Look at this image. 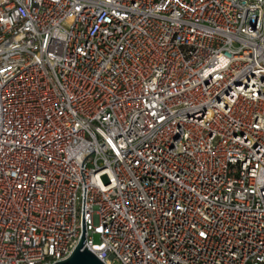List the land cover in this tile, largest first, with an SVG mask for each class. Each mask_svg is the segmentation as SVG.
<instances>
[{
	"label": "built area",
	"instance_id": "1",
	"mask_svg": "<svg viewBox=\"0 0 264 264\" xmlns=\"http://www.w3.org/2000/svg\"><path fill=\"white\" fill-rule=\"evenodd\" d=\"M84 229L104 264H264V0H0V264Z\"/></svg>",
	"mask_w": 264,
	"mask_h": 264
},
{
	"label": "water",
	"instance_id": "2",
	"mask_svg": "<svg viewBox=\"0 0 264 264\" xmlns=\"http://www.w3.org/2000/svg\"><path fill=\"white\" fill-rule=\"evenodd\" d=\"M85 242L86 230L84 229L81 240L72 255L68 259L56 264H104L87 247L85 248Z\"/></svg>",
	"mask_w": 264,
	"mask_h": 264
},
{
	"label": "rangeland",
	"instance_id": "3",
	"mask_svg": "<svg viewBox=\"0 0 264 264\" xmlns=\"http://www.w3.org/2000/svg\"><path fill=\"white\" fill-rule=\"evenodd\" d=\"M95 241H96V242H98V241H99V238H98V237H96V238H95Z\"/></svg>",
	"mask_w": 264,
	"mask_h": 264
}]
</instances>
